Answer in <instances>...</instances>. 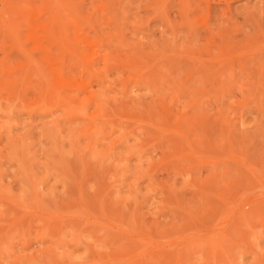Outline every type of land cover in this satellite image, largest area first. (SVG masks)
Returning <instances> with one entry per match:
<instances>
[{
  "label": "rangeland",
  "instance_id": "rangeland-1",
  "mask_svg": "<svg viewBox=\"0 0 264 264\" xmlns=\"http://www.w3.org/2000/svg\"><path fill=\"white\" fill-rule=\"evenodd\" d=\"M262 2L0 0V264H264V45L243 23L256 7L264 26ZM57 3L68 48L41 28ZM205 23L242 52L206 43ZM88 80L77 101L102 95L108 121L57 95ZM219 235L224 259L205 248Z\"/></svg>",
  "mask_w": 264,
  "mask_h": 264
},
{
  "label": "bare ground",
  "instance_id": "bare-ground-1",
  "mask_svg": "<svg viewBox=\"0 0 264 264\" xmlns=\"http://www.w3.org/2000/svg\"><path fill=\"white\" fill-rule=\"evenodd\" d=\"M29 1V0H28ZM201 3L203 2L205 5H206V9L208 10L209 8H210V4H215V5H219V4H225L228 8H229V3L230 2H234L235 0H199ZM259 1H262V0H259ZM199 4V3H198ZM5 5H7V1H5V3H3L2 4V7L3 6H5ZM262 6H264V2H262ZM6 7H8L9 8V6L7 5ZM11 7H15V5H13V6H11L10 5V9H11ZM226 7V8H227ZM258 7V6H257ZM26 8V7H25ZM25 8H23V10L25 9ZM259 8V7H258ZM258 8H257V10H258ZM262 8V7H261ZM3 9H4V7H3ZM9 9V10H10ZM49 8H46V11L48 10ZM65 9H66V6L65 5H62V4H59V3H57L54 7H51L50 8V10H49V14H50V17L48 18V21H47V23L49 22V24H47L46 26H43V27H41L42 28V30H45L46 31V37H45V39L44 40H46L47 42L46 43H49V45L51 44V43H53L54 45H56V44H58V46L60 45V44H62L61 46H63V47H65L67 44L69 45V40H68V38H67V31L65 30V29H60L59 28V30L60 31H57V33H58V36L59 37H56V29H57V25L56 24H59V27H60V22H59V15L61 14V13H63L64 11H65ZM26 10H28V8L26 9ZM26 10L24 11V12H26ZM259 11V10H258ZM34 12V11H33ZM255 12H256V7H255V9H253V11H251L249 14H246V16L247 17H249V19L247 20H244V24H245V26H248V25H250V27H252L253 29H254V33H255V36L254 35H251V37H253L254 36V38L256 39V40H258V44H259V42L262 44V45H264V26H262V24H260V21H258L256 18H255ZM261 12V11H260ZM28 13H32V10H30L29 9V12ZM40 13V12H39ZM47 13H48V11H47ZM247 13V12H246ZM258 16V18H261L262 20H264V12H261V13H256ZM39 16L41 15V13L40 14H38ZM37 15V16H38ZM189 15V14H188ZM39 16H38V18H39ZM41 17V16H40ZM186 17H187V15H186ZM205 17H206V15H205ZM244 18H246V17H244ZM188 20V22H190L189 21V19H187ZM231 20V19H230ZM38 19H36L35 18V20L34 21H31L34 25L36 24L37 25V23H38ZM262 22H264V21H262ZM194 23V22H193ZM192 23V24H193ZM74 24V23H73ZM206 24V23H205ZM207 24H208V22H207ZM206 24V25H207ZM226 24H228V23H226ZM75 26L74 27H76L75 29H74V36H76V37H83V38H85V36L83 35L84 33H83V29L82 30H79L78 28L80 27H78V25L77 24H74ZM194 25V24H193ZM192 25V26H193ZM191 26V25H190ZM195 26V25H194ZM193 26V27H194ZM204 26V25H203ZM229 26V25H228ZM242 26H244V25H242ZM207 27H208V25H207ZM221 27V26H220ZM219 27V28H220ZM224 26L222 25V28H223ZM227 27V26H226ZM226 27H224L225 28V34L223 33V31H222V33L224 34H221V33H216V31H214V30H211V29H209V28H211L210 26L208 27V29L206 28V26H205V28H206V30H205V28H204V30H205V35L203 34V38L205 39H203L204 41H206V43H213L214 44V48L215 49H217V51H220V53H222V54H235V53H237L238 54V52H242V50H243V47L242 46H240L241 45V43L239 44V42L238 41H236V42H238V43H236L235 42V36H233L234 35V33L232 34V35H228V30L229 29H227ZM239 27V26H238ZM202 28V27H201ZM200 28V29H201ZM215 28H217V27H215ZM197 29V28H196ZM239 29V28H238ZM193 31L192 32H194V30L195 29H192ZM221 30V29H220ZM224 30V29H223ZM227 30V31H226ZM234 30H235V28H234ZM237 30V29H236ZM197 31V30H196ZM215 33H214V32ZM217 31H219V30H217ZM201 32H204L202 29H201ZM241 32H242V30H241ZM197 33H199V30L197 31ZM247 33V32H246ZM253 33V34H254ZM235 34H237V33H235ZM247 35H248V33H247ZM95 36H97V35H95ZM249 36V35H248ZM244 38V37H243ZM99 39V38H98ZM237 39H239V38H237ZM236 39V40H237ZM248 39V38H247ZM249 39H250V37H249ZM253 38H251V40H252ZM260 39V40H259ZM35 40H36V38H35ZM85 41H86V39H84ZM101 40V39H100ZM246 40V39H245ZM98 41V40H97ZM102 41H103V39H102ZM101 41V42H102ZM195 41V40H194ZM193 41V42H194ZM240 41V40H239ZM253 41V40H252ZM250 42V40L246 43V44H248L249 42L252 44L253 42ZM255 41V40H254ZM87 42V41H86ZM192 42V43H193ZM246 42V41H245ZM100 43V42H99ZM257 43V41H255V45H257L256 44ZM39 44V43H38ZM52 44V45H53ZM96 44H98V42H96L95 43V45ZM250 44V46H252ZM41 45V44H40ZM43 45V44H42ZM68 45H67V48H68ZM260 46V45H259ZM70 47V46H69ZM241 47V48H240ZM248 47V46H247ZM255 47H257V46H254V48ZM262 47H264V46H262ZM253 48V49H254ZM101 47H96L95 48V46H91V45H88L87 46V51H89V50H92L91 51V53H92V57L93 58H98L99 56H100V52H101ZM207 49V48H206ZM249 50H251V47L250 48H248L246 51H244V52H249ZM262 50V49H261ZM87 51H82V53H80V52H78V51H75V55L74 56H76L75 57V61H77L78 62V65L77 64H75L76 66H79V67H77V68H79V72L80 73H82L83 72V74L85 73V74H87V75H89L88 77H92L93 75L91 74V67L95 64V61L93 60V58L91 59V60H89V61H87V55H86V53H87ZM189 51V50H188ZM191 51V50H190ZM193 52H194V50H192ZM199 52V50L197 51V53ZM207 52V58L208 59H206V57H205V60H206V63L205 62H203V64L205 65L206 64V67L208 68V66L210 67L211 65H208L207 64V62L209 63H211L212 64V66L211 67H213V63H215V64H217L218 62H219V60L217 61V63H216V60H217V58L215 57V58H213V57H211V52H210V50H208V51H206ZM205 52V53H206ZM244 52H243V54H244ZM247 52V53H248ZM250 52H252V51H250ZM250 52L248 53V54H250ZM143 53V52H142ZM195 53H196V51H195ZM239 53V54H240ZM255 53V51L253 52V53H251V54H254ZM168 54V53H167ZM200 54H201V52H200ZM203 54V53H202ZM193 55V54H192ZM245 55V54H244ZM164 56V55H163ZM166 56V55H165ZM164 56V57H165ZM194 56V58L196 57V54L195 55H193ZM205 56V55H204ZM234 56V55H233ZM138 57V56H137ZM159 57V56H158ZM164 57H162V58H164ZM223 57H224V55H223ZM248 57V56H247ZM106 58H112V66L114 65L115 67H116V69H117V72H119V73H121L123 70H122V68L124 67V64L123 63H119V61L118 60H115V58L114 57H111V56H107V57H105L104 59H106ZM133 58H135V57H133ZM161 58V59H162ZM177 58V57H176ZM179 58V57H178ZM77 59V60H76ZM137 59V58H136ZM202 59V58H201ZM219 59V58H218ZM221 59V58H220ZM223 59V58H222ZM158 60V59H157ZM182 60H183V58H182ZM195 60V59H194ZM197 60V59H196ZM200 60V59H199ZM208 60V61H207ZM229 60V59H228ZM5 61V60H4ZM74 61V62H75ZM105 61H107V59L105 60ZM126 61H127V59H126ZM139 61V60H138ZM180 61V60H179ZM192 61V60H191ZM204 61V60H203ZM221 61V60H220ZM224 61V60H223ZM262 61V60H261ZM227 62V61H226ZM262 62H264V61H262ZM130 62H128V64H129ZM135 63V62H134ZM202 63V62H201ZM200 63V65L202 66V64ZM225 63V62H224ZM233 63V62H232ZM142 64V63H141ZM140 64V65H141ZM160 64V63H159ZM195 64H196V62H195ZM227 64H230L229 62L227 63ZM72 65H74V64H72ZM107 65V64H106ZM105 65V66H106ZM174 65H175V63H174ZM173 65V66H174ZM194 65V64H193ZM192 65V66H193ZM204 65L202 66V67H204ZM208 65V66H207ZM218 65V64H217ZM262 65V64H261ZM134 66V65H133ZM144 66V65H143ZM142 66V67H143ZM197 66V65H196ZM201 66H198V67H201ZM144 67H146V66H144ZM165 67V66H164ZM178 67V66H177ZM190 67V66H189ZM197 67V68H198ZM201 67V68H202ZM73 68V67H72ZM193 68V67H192ZM196 68V69H197ZM73 69H75V68H73ZM116 69H114V70H116ZM189 69V68H188ZM204 69V68H203ZM211 68H209V70H210ZM77 70V69H76ZM126 70V69H125ZM132 70H134V69H132ZM156 70V69H155ZM175 70V69H174ZM173 70V71H174ZM201 70V69H200ZM200 70H199V73H200ZM111 71V70H110ZM184 71V70H183ZM155 71H153V73H151L152 75H150V78L152 79V80H155V78L157 77L156 75H155V73H154ZM170 72V71H169ZM179 72H181V71H179ZM204 72H205V70H204ZM207 72H209V71H206V73ZM197 73V72H196ZM203 73V72H202ZM159 74H163V73H159ZM204 74V73H203ZM165 75V74H164ZM175 75V74H174ZM205 75V74H204ZM149 76V75H148ZM170 76V75H169ZM178 76V75H177ZM144 78V77H143ZM143 78H139V77H136L135 79H134V83L135 84H139V82H143L142 80H140V79H143ZM145 78H148V77H145ZM144 78V79H145ZM190 78V77H189ZM92 79V78H91ZM143 79V80H144ZM158 79V78H157ZM156 79V80H157ZM103 80V79H102ZM102 80H99L98 82H96L97 84L96 85H99V86H102V84L104 83V81H102ZM178 80V79H177ZM146 81V80H145ZM144 81V82H145ZM76 82V81H75ZM78 82V81H77ZM149 82H151V81H149ZM94 83V82H93ZM146 83V82H145ZM154 83H155V81H154ZM185 84V83H184ZM185 86V85H184ZM90 87H92V81H90V80H88L87 82H84V83H76V85L74 86V87H70V86H68V87H66V88H64V87H62L61 89H60V91L58 92V96L62 99V102H64V103H66V105H67V107L68 108H70L69 110H68V115H73V116H75L76 114H75V111L77 110H85L86 109V107L88 108V107H94L96 110H97V112L94 114V119H98V120H100V122L101 123H103L102 122V119H104V118H106V120H107V118H108V120H109V116L108 115H105V116H103V110H105L104 111V114H106L105 112L107 111L106 109H105V106H107L106 105V101H104V100H102V97H100V96H102V95H100V96H98V97H100L101 98V100L97 97H93V96H91V95H89L90 97L88 98V99H86L85 100V102H86V107L85 106H83V104H82V102H80V101H77V96L80 94V93H85V91H88V90H90L89 88ZM105 103H104V102ZM110 105V104H109ZM109 105L107 106V107H109ZM121 105V104H120ZM123 105V104H122ZM121 105V106H122ZM85 107V108H84ZM113 107V106H112ZM124 107V106H123ZM138 107V106H137ZM104 108V109H103ZM118 108V107H117ZM121 108V107H120ZM123 109H125V108H123ZM147 109V108H146ZM122 110V109H121ZM139 111V110H138ZM110 111H108V113L107 114H111V112L109 113ZM115 112H117V110L115 111ZM123 112V111H122ZM125 112V114H126V111H124ZM128 112V111H127ZM149 112V111H148ZM119 113V112H118ZM145 114V113H144ZM112 115H114V114H112ZM111 115V116H112ZM119 115V114H118ZM107 116V117H106ZM115 116V115H114ZM123 116V115H122ZM121 116V117H122ZM125 116V115H124ZM133 115H131V117H132ZM151 116H153V115H151ZM100 117V118H99ZM116 117V116H115ZM130 117V116H129ZM150 117V116H149ZM137 118H139L138 116H137ZM152 118V117H151ZM122 119V118H121ZM128 119V118H127ZM106 120L104 121V122H106ZM107 120V121H108ZM112 120H113V117H112ZM112 120H111V123H112ZM114 120H116L115 118H114ZM113 120V121H114ZM123 120V119H122ZM121 120V121H122ZM124 120H126V119H124ZM117 121H118V118H117ZM142 122V121H141ZM114 123H115V121H114ZM154 123V122H153ZM106 124H108V122L106 123ZM114 125V124H113ZM119 125V124H118ZM158 127V126H157ZM118 128V127H117ZM179 141V140H178ZM181 142V141H180ZM179 142V143H180ZM187 143V142H186ZM189 144V143H188ZM187 144V145H188ZM246 220V217L244 216L243 217V219L242 220H240V221H245ZM240 221L238 222V226L240 225ZM213 241L212 242H210L209 241V243H207L206 244V249L207 250H209V252L211 251V253H214L213 252V250H215L216 251V249L220 252V255H221V257H223V259H224V257H227L228 256V252H227V250L222 246V244H221V240H222V237H221V235H219L218 237H216V238H214V239H212Z\"/></svg>",
  "mask_w": 264,
  "mask_h": 264
}]
</instances>
